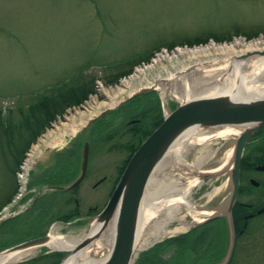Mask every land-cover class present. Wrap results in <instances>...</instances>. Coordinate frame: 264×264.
<instances>
[{"label": "rangeland", "instance_id": "rangeland-1", "mask_svg": "<svg viewBox=\"0 0 264 264\" xmlns=\"http://www.w3.org/2000/svg\"><path fill=\"white\" fill-rule=\"evenodd\" d=\"M236 28L250 35L237 32L228 38L214 37ZM253 42L264 43V0H0V250L41 231L66 236L88 231L126 156L150 130L152 118L162 117L184 101L166 85L176 84L177 92L184 69L187 75L196 71L204 78L210 76L231 52L244 54L252 50L245 48ZM239 58L244 64L253 62L245 64V71L264 61L255 56ZM137 69L141 73L121 93L103 95L100 88L119 85ZM44 95L51 100L47 106H31ZM92 99L109 104L87 109L85 115L75 113L92 104ZM133 115L141 120L127 123ZM81 117L83 123L73 128ZM97 120L103 123L104 132L95 129ZM107 133L114 137L106 138ZM99 134L103 140L98 141ZM94 137L89 171L79 185L41 194L35 205L23 211L32 188L39 192L49 181L60 179V184L67 185L74 178L82 142ZM216 137L197 135L190 139L191 146L183 148L182 159L169 158L163 164L164 172L152 169L140 202L142 215L153 212L152 203H160L166 188L170 189L169 182L188 187L186 196L197 214L179 208L178 214L187 220L197 219L201 209L212 208L205 205L224 197L236 136ZM203 139L210 153L201 159ZM247 148L246 144L243 151ZM104 173L106 184L92 186ZM41 174L48 177L39 182ZM16 193L18 197L8 201ZM73 195L78 203H73ZM182 225L173 219L165 228ZM167 236L134 248L131 264L139 256L145 262L148 256L164 257ZM32 248L30 255L8 263L59 264L65 254L46 244Z\"/></svg>", "mask_w": 264, "mask_h": 264}, {"label": "water", "instance_id": "water-1", "mask_svg": "<svg viewBox=\"0 0 264 264\" xmlns=\"http://www.w3.org/2000/svg\"><path fill=\"white\" fill-rule=\"evenodd\" d=\"M249 54L264 55V48L253 50ZM149 88L151 86L141 87L130 95ZM196 124L203 127L223 124L240 127L234 139L228 174L229 195L227 200L229 203H227V208H230L237 193L239 160L243 146L248 136L264 125V95L249 99H235L225 94L198 96L179 102L163 115L161 121L132 151L104 205L95 215L94 220L101 221L102 227L116 211L113 241L99 264H130L140 202L149 175L175 136L185 128ZM86 161L87 142L84 141L79 173L67 186L75 184L83 177ZM96 235L97 232L85 233L70 247L60 248L59 250L65 251V254L59 264L67 255L92 242ZM50 238V235L45 233L20 241L0 252L45 243Z\"/></svg>", "mask_w": 264, "mask_h": 264}, {"label": "bare ground", "instance_id": "bare-ground-1", "mask_svg": "<svg viewBox=\"0 0 264 264\" xmlns=\"http://www.w3.org/2000/svg\"><path fill=\"white\" fill-rule=\"evenodd\" d=\"M259 48H264V43L261 44L259 42L258 43L253 42L251 44H248L245 49H252V50H248L244 54H240V55L237 54L238 56L236 55V53L231 52L230 55H228L225 62L221 64L219 67H217L218 71L205 78L196 71H193L192 73H189L187 75L186 70L184 69L182 73H180L179 79L177 81L179 82L177 84V92L175 90L176 84H170L166 86L171 91H173L174 95L180 100H187L193 97L215 95V94H225L235 99H249V98L263 96L264 95V61H262L261 64L258 63L257 65L254 63L255 66L253 68L248 69L247 71H245V69L247 68L246 66H248L250 63L253 62L245 63L246 66L243 62H238V59H240L239 57L245 59L246 57L255 56L264 59V55H259V54L248 55V53H250L251 51ZM241 49L242 48H240V50ZM229 50H232V48L231 49L229 48ZM254 64H252L251 66H253ZM244 66L246 68H244ZM141 71L142 69H137L133 75L122 80L119 85H116L113 88H108V90L104 88H100L103 95L109 97L117 96V94L121 93L124 90L125 86L128 85L130 79L133 76H137L139 73H141ZM162 84L163 82L160 84L161 87L163 86ZM106 104L108 105L109 103H106V101L99 102L96 101L95 99H92V104H87V106H84L83 111L80 109H76L75 113L85 115V112L88 111L87 109H93L94 107H98ZM90 114H92V112ZM83 121H84L83 117L79 118L77 123L75 122L73 123V128L75 126L82 124ZM238 128L240 127L229 126L224 124L208 126L207 128L196 124L185 128L182 132H180L175 136L174 140L167 148L165 154L159 159L157 164L154 166L153 168L155 170V171L153 170L154 173L158 171L164 172L162 168L163 164L167 162L169 158L182 159L181 156L184 153L183 151L187 149L188 146H191L190 139H195L197 135L201 138L204 137V135H209V134L210 135L217 134V137L219 135L226 136L229 134L236 136V134L239 131ZM201 145H202L201 154L198 156V158L202 159L205 157L203 155H207V151H208L207 149L209 148L205 146L204 139L202 140ZM33 150H31V152ZM208 153L210 152L208 151ZM153 171L151 173H153ZM169 183L168 186H170V189L165 187L166 190L164 191V195L162 194L163 196L160 200V203H152V206L154 207L153 212L147 213L146 211L147 214L142 215L143 210L141 211V206H140L139 216L137 219L138 221L134 236V245H133L134 248L140 249L145 246H148V244H150L154 240H157L163 234L169 233L171 231H175L177 229H181L185 225H187L188 223L186 222L185 218L181 217L178 214L179 208L182 207V209L191 212L193 216H195L196 212H194L195 210L193 209L191 202L187 199L186 196L188 192V187H183L179 185L176 186L174 182H169ZM172 191H175L176 194H172ZM115 219H116V211L113 212L107 223L102 227H101V221L98 220L93 221L91 228L86 232H82V234L97 232L96 238L92 242H90L87 246L85 247L83 246L82 248H79L75 252L67 255L62 260L61 264H99L101 260L105 257L113 241V235L115 230ZM173 219L180 220L181 224L183 225L177 228H173V230L166 229L165 228L166 224ZM58 233L50 235L51 237L50 240L46 242V244L50 248L60 249V248L70 247L71 245H73V242H75L79 238V236H74V235L66 236L65 234L60 235V233L59 234ZM32 247L34 246H27L23 248L5 250L0 252V264H4V263L9 264L8 262L11 261L13 263V261L19 260L23 256H26L28 254L30 255L33 249ZM103 248H106L105 252L102 255H99L100 253L98 252L104 250Z\"/></svg>", "mask_w": 264, "mask_h": 264}, {"label": "flooded vegetation", "instance_id": "flooded-vegetation-1", "mask_svg": "<svg viewBox=\"0 0 264 264\" xmlns=\"http://www.w3.org/2000/svg\"><path fill=\"white\" fill-rule=\"evenodd\" d=\"M139 119L141 120L139 116L133 115L126 122L131 123ZM96 124L97 131H105L100 120L94 125ZM95 133L97 132L93 134ZM112 137L114 134L106 136L108 139ZM93 140L90 141V138L87 140L89 153L83 177L89 171L87 163L90 149L92 150L96 142ZM246 144L248 148L242 151L239 160L237 193L230 208H227L229 203L227 189L222 199H213L208 203L211 204L210 206L205 205L212 207L211 209H201L200 212L203 213L197 219L186 218L188 224L184 228L179 232L175 230L168 233L165 239L167 248L164 250V257L148 256L145 257L147 259L145 262L139 256L133 264H264V125L248 136L243 149ZM47 177V174H41L37 181L41 182ZM105 177H107L106 173L92 182V186L99 185L102 181L106 184ZM27 180L31 181L30 177ZM80 180L72 187L78 186ZM227 180L229 182L228 175ZM114 183L115 181L111 186ZM44 188L52 191L67 189L55 182L47 183ZM37 191H34L30 203L23 211H26L30 205H35L38 196L46 192L41 190L37 193ZM50 201L52 202V199ZM72 201L78 203V197L73 195ZM218 203H221V206ZM11 217L6 218L11 219Z\"/></svg>", "mask_w": 264, "mask_h": 264}, {"label": "trees", "instance_id": "trees-1", "mask_svg": "<svg viewBox=\"0 0 264 264\" xmlns=\"http://www.w3.org/2000/svg\"><path fill=\"white\" fill-rule=\"evenodd\" d=\"M243 33V34H245V35H250L249 33H250V31L249 32H247V31H245V30H243V29H238V28H236V29H233V30H228V32H227V34H224V35H217V36H214L215 38H218V39H220V38H222V37H230L233 33ZM150 52L149 51H147V52H144L143 54V56H147L148 54H149ZM131 61V58L130 59H123V61H121L120 63H122V62H124V63H128V62H130ZM59 84H61L60 82L58 83V84H55V85H53V87L52 88H55L56 86H59ZM80 86V87H79ZM78 86V88H81V87H83V83L81 84V85H79ZM88 91H89V89H87ZM85 92L82 94V95H80V96H78L79 98H77L78 100L79 99H81L82 97H84L85 96ZM48 97L49 96H43V98H41V99H37L36 101H37V103L35 104H32L31 106H33L34 108H38V106H40V105H42V106H47L48 104H49V102L51 101L50 99H48ZM152 104V103H151ZM38 105V106H37ZM46 109H47V107H46ZM45 109V110H46ZM42 111H43V109H42ZM43 115V114H42ZM43 119V118H42ZM140 120V119H139ZM161 120V116L160 115H157L156 117H153L152 118V125H151V127L149 128V129H151L152 127H154L159 121ZM137 122H139L138 120H137ZM131 128H134V127H131ZM38 130H36L35 129V131L33 132V135L37 132ZM149 130H147V132H148ZM147 132H145V134L147 133ZM144 134V135H145ZM104 135L103 134H99V135H97V139H98V141L101 139V137H103ZM32 139V138H31ZM104 139V138H103ZM103 139H101V140H103ZM27 143V142H26ZM26 145V144H25ZM24 145V146H25ZM23 146V147H24ZM135 147H133L131 150H133ZM131 150H130V152H131ZM130 152L128 153V155L126 156V158H128V156L130 155ZM14 157H15V159L17 160L18 158L16 157V155H14ZM73 168H74V166H73ZM77 169H78V165H77ZM62 176V175H61ZM53 182H55V183H61V180L60 179H58V180H55V181H53ZM72 188H74V187H72ZM40 205V203L37 205V207ZM42 209V208H41ZM40 233H43V231H41Z\"/></svg>", "mask_w": 264, "mask_h": 264}]
</instances>
